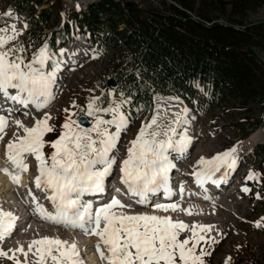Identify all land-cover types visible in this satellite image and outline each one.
Here are the masks:
<instances>
[{
  "label": "snow or ice",
  "instance_id": "obj_1",
  "mask_svg": "<svg viewBox=\"0 0 264 264\" xmlns=\"http://www.w3.org/2000/svg\"><path fill=\"white\" fill-rule=\"evenodd\" d=\"M7 15L11 17L12 14ZM24 27L26 29L28 25ZM9 31L10 35L7 34ZM20 35L22 32L16 29L15 24L0 28V100L4 104L20 106L7 107L5 111L9 117L14 111L20 112L30 106L39 112L50 105L55 98L54 86L62 63L50 50L48 43L42 45L30 61L26 60L25 48L18 43ZM12 41H17V44L8 46ZM58 51L60 56L65 54L62 48ZM92 58L97 57L94 55ZM107 95L111 96L112 93ZM131 99L130 95L126 96L121 91L119 101H107L108 106L105 107V101L100 97L90 98L86 115L93 118L91 126L83 127L84 119L74 120L71 118L73 114L69 113L62 125L63 131L51 142L44 139L47 133L54 131L47 112L40 119L33 117V126H25L20 120H15L22 134H14V138L6 145V158L12 165V171L8 168L0 171L8 175L13 184H19L21 174L28 170L26 161L34 157L38 171L34 178L35 187L45 193L51 211L39 203L29 189L28 196L34 206L32 214L65 229L79 230L85 235L98 237L95 249L105 264H204L203 258L211 253L206 247H200L197 252V246L201 242L208 247L219 243L208 235L215 229L214 225L189 226L167 215L115 211L117 208L130 209L133 203L151 207L157 212L179 209L177 203H152L151 200H158L160 195L168 201H172L174 195L183 197V185L179 186L177 193L170 183L169 174L176 167L173 154L183 158L192 143L188 135L190 120L186 107L173 113L175 119H170L157 104L155 113L142 123L134 138L126 145V158L119 161V183L126 189L131 203L124 204L112 196L110 200L106 197L107 202L94 207L92 200L85 199L106 192V181L114 174L118 163L114 150L131 123L128 110L125 109ZM23 114L31 115L29 111ZM106 114L111 118L105 119ZM7 126L8 117L0 115V134L4 133ZM0 139H3V135H0ZM46 144L53 149L47 155L44 152ZM238 158V148L232 147L210 159L201 156L196 161L192 174L195 183L205 191V200L210 199L205 184L211 182L218 186L225 181L229 170L236 169ZM222 168L223 175L219 180L215 179V174ZM257 178L258 174L249 172L248 179ZM120 191V187H117L116 192ZM242 191L248 193L250 189L245 187ZM17 219L12 211L0 208V257L12 264H84L74 240L69 242L44 236L32 239L26 248L18 242L17 247L4 250L3 245L13 234ZM256 226L259 227L260 223L256 222ZM185 230H189L191 236L179 239L180 233Z\"/></svg>",
  "mask_w": 264,
  "mask_h": 264
},
{
  "label": "trees",
  "instance_id": "obj_2",
  "mask_svg": "<svg viewBox=\"0 0 264 264\" xmlns=\"http://www.w3.org/2000/svg\"><path fill=\"white\" fill-rule=\"evenodd\" d=\"M176 1L178 4L168 3L166 9H153L138 7L134 0H97L79 11L75 22L52 2L35 15L39 0H11L4 5L25 12L28 27L18 40L32 56L45 43L56 53L72 26L83 32L96 52H107L106 67L93 85L98 92L95 97L104 100L106 107L111 97L123 91L132 97L125 105L130 117H147L154 95L178 97L197 115H205L213 107L225 109L228 103L264 100V25L239 30L209 22L195 0ZM203 1L219 9L229 4L238 14L249 5L264 3ZM59 11L64 14L61 20ZM118 24H122L120 29ZM108 78L113 86L107 85ZM262 198L264 202V195Z\"/></svg>",
  "mask_w": 264,
  "mask_h": 264
},
{
  "label": "rangeland",
  "instance_id": "obj_3",
  "mask_svg": "<svg viewBox=\"0 0 264 264\" xmlns=\"http://www.w3.org/2000/svg\"><path fill=\"white\" fill-rule=\"evenodd\" d=\"M8 2L11 3V0H0V17H2L0 19V28H6L15 24L16 29L21 31L24 26L23 14L20 12H9L5 8L6 5H4V3ZM49 2H52L57 9L62 7L65 15L73 14L70 8L61 0H39L36 4L34 15L40 8H46ZM134 2L138 3L142 8L150 7L153 9H166L168 3L178 4L176 0H134ZM195 4L209 17V22L220 23L239 30L251 25H264V3L249 5V8L244 10L242 14L232 12L229 4H225L222 9H219L218 6H212V3H207L203 0H195ZM21 11L24 12L23 10ZM7 13H11V17ZM78 15L79 12L73 14L74 22L77 20ZM193 16L196 17L195 14ZM44 31L46 30L43 29ZM7 34L10 35L11 31ZM22 42L18 40L20 45H22ZM16 44L17 41H12L8 46ZM24 48V56L26 60L30 61L32 55L30 52H27L25 46ZM62 49L65 50L63 56H60L59 51L55 53L57 58L62 61L57 73V82L54 86L55 98L47 108L33 115L35 118H41L44 112L50 115L49 124L53 126L54 131L47 133L44 137L49 142L57 139L61 131H63L62 125L68 118L69 113L73 114L71 118L74 120L79 121L83 118L85 121L82 125L83 127L91 126L93 118L86 115L87 104L90 98L95 97L98 93L94 91L93 85L95 80L103 74L108 57L107 54L99 55L91 53L89 50L83 48L80 43H76L73 40H71V44L64 46ZM94 55L97 58L93 59ZM67 59L73 60V63L69 64ZM119 99L120 96H116L110 100L119 101ZM157 104H159L162 113L166 111L170 119H175L173 113L179 112L183 106L179 100H169L167 97H153L154 108L152 107L153 110H151L147 117L144 118L141 115H136L135 117L129 116L131 121L129 129L126 133H122L121 141L113 153L117 157L118 163L112 176L117 175L119 172V161L126 158V145L134 138L142 123L149 120L155 113ZM65 109H68V111L66 112ZM3 112L8 115L7 111ZM188 116L190 122L187 129L188 135L192 138V143L183 158H178L174 154L175 159L180 160V162L173 160V163L176 165L172 170L175 172V176L173 175L172 177L170 175L174 179L179 178L178 176L180 175L185 176L186 181L184 179L183 184L188 181V174L192 175L193 169L191 165H193L196 156L200 153H204L211 158L217 153L240 145L254 133L261 131L264 134V100L260 98L251 99L243 104L228 103L225 109L213 107L209 113L200 116L188 109ZM104 118L109 119L111 117L106 114ZM7 128V131H5L6 135L13 138L14 134H17V128L14 127L13 120ZM111 130L114 131V129ZM242 132L245 134L244 137L239 136ZM21 133L22 130L20 131ZM6 141L7 139L2 140L4 146H1L0 153L6 151ZM44 152L46 155L50 154L51 147L46 144ZM2 155L1 158H6V155ZM238 162L228 182L223 186L220 185V190L217 187L219 191V195L217 194V196L219 197L210 198L207 200V204H204L207 208H211L212 205H217V199L223 201L219 210H216V216L213 218L217 226V232L211 235L219 243L208 247L204 242H201V245L197 246V252H199L200 247H206L211 253V255L203 258L204 264H264V202L262 198L264 195V142H258L251 149H247L241 153ZM249 172L258 174V178L248 179ZM180 181L182 182L181 179H179ZM245 187L250 189L248 193L242 191ZM258 195L259 198H257ZM188 197L183 196L181 198L180 196L181 199L179 198V200L175 201L173 196L172 201L160 202H183ZM127 201H125L126 203L122 201V203L128 204ZM104 202H107L106 197L102 199V203ZM224 203L226 205L222 206ZM136 206H140L142 209L146 208L145 210L151 209V207ZM256 222L260 223L259 227L256 226ZM38 223L58 228L61 233H67L65 228L53 226L45 221ZM192 224L196 223L192 222L188 225ZM74 232L76 231L74 230ZM79 234L83 233L80 232ZM86 237L87 239H82V241L88 244L83 250L81 248V256L84 259V264H89V261L86 260H88V256L92 248H95L98 240H96L95 236L86 235ZM187 237H190V235L184 231L180 233L178 238L182 240ZM20 259L23 260L21 257ZM97 261L99 264H102L100 258ZM0 264H12V262L4 257H0Z\"/></svg>",
  "mask_w": 264,
  "mask_h": 264
},
{
  "label": "bare ground",
  "instance_id": "obj_4",
  "mask_svg": "<svg viewBox=\"0 0 264 264\" xmlns=\"http://www.w3.org/2000/svg\"><path fill=\"white\" fill-rule=\"evenodd\" d=\"M67 61L70 62L71 59H67ZM3 104L1 106L2 111H5V109L7 107L18 108L17 106H12L10 103L4 104V105ZM23 110L24 111L21 110L22 112L21 111L20 112L14 111L11 114V118L13 120V125L15 128H17V134H20V131L22 129L19 131L18 126L14 123L15 120H20L26 126H33V124L35 122L33 119V117H34L33 115H34V113H37V111L31 106L29 107V109H23ZM25 111H29L31 113V115L25 116L23 114ZM8 116H9V114H8ZM42 117H43V115L41 116V118ZM36 119H40V117L36 118ZM1 135H3V139H7V141H6L7 143L14 138V136L12 138V136L6 135L5 130H4V133H2ZM2 140L0 141V146H4ZM258 142H264V134L261 131L252 134L250 137H248L246 139L245 142L241 143L238 146H235L239 150V157H240L241 153H243L247 149H251L252 146ZM201 156H203L206 159H210L204 153H200L199 155L196 156L193 165H191L192 169L194 166H196V161ZM238 161H239V158H238ZM26 162L28 164V170L21 174L19 184H13L11 181H9V176L6 175L4 172L0 171V208H3L4 210L12 211L14 213V215L18 217V219L16 221V227L13 231V234L6 239V241L3 245V248L5 250H7L9 248H15L18 246V242L20 244L24 245L26 248L27 243L30 242L32 239H34V238L38 239V238H41L44 236H48V237H53V238H60L62 240H67L69 242H72L74 240L77 243L78 248H79L80 253H81V248L83 250V248L84 247L86 248V245L88 244V243H85L84 241H82V239H87L85 234H78V233H76V232H78V230H75L76 232H74V230L70 229V228L66 229L67 233H61V231L58 230V228L49 227L48 225H45L43 223H38V222H41L43 220H41L37 215L32 214V217L34 220L31 222L27 216L24 217L18 213L17 203H19V204L25 203V200H26L25 194L28 193L29 189H31L33 195L35 194V190H36V187L33 186V188H31L30 184L28 185V182H30L32 179L34 181V178L32 176L34 173L36 175H38L37 162L35 161L34 157L29 158ZM31 166H32V168H31ZM3 168H8L9 171H12V165L7 161V158H1V154H0V169H3ZM172 173H174V172H172ZM223 173H224V169L222 168L219 172H217L215 174L214 178L221 177L223 175ZM230 173H231V170H229V174ZM169 175H172V177H173L174 174L170 173ZM179 177L182 180L181 184L183 185V188H184V193H183L184 195L183 196H189L190 193H192V194L198 193V194H193V195L191 194L185 201L176 202L177 204H179V209L177 211L169 210L168 212H162V211L157 212V211H154L153 208H151L150 210H145L146 208L142 209V207L136 206V204H134V203L132 205V209L121 210V209L117 208V210L115 209V211H117V212L124 211V212H127L128 214L146 213V214H155V215H167L170 218H172L174 221L179 220V221H182L186 224H191L192 222H194L196 224H211V225L215 226V229L208 235H212V233H216L217 232V226L214 223L213 218L216 216V210H219V207L221 206L223 201L221 199H217V201H216L217 205L216 206L212 205L211 208H207L204 205V204H207V201L203 198L204 196L202 194H200V190L198 189V187H196V188L193 187V185H191L192 183L191 184L189 183V179L185 184H183L184 179L186 181V177H184L183 175L182 176L180 175ZM192 178H194L193 174L191 176V179ZM170 183L172 186H175L176 185V179L171 178V176H170ZM179 186H180V184H179ZM179 186H178V188H179ZM209 186H210L209 183L205 184V188H207ZM212 187H213L212 193L214 194L213 197L216 196V198H218L219 196H217V193L219 192L218 191L219 188L217 189V185H212ZM194 191H197V192H194ZM87 198H90V197H87ZM121 198H123L122 199L123 202L128 200L127 201L128 204L131 203V201L129 200L128 196L125 193H123L120 197H118V199H120V200H121ZM40 202L44 203V200L42 199ZM157 202H160V201H157ZM172 203H174V202H172ZM189 204H191V205H189ZM225 205H226V203H224V205H222V206H225ZM133 208H135V209H133ZM184 210H189L191 212V214H189V211H184ZM47 223H49V222H47ZM49 224H51L53 226H57V225H54L52 223H49ZM58 227H60V226H58ZM185 232L187 234L189 233V235L191 236V232L189 230H185ZM95 238H96V240H98V237L95 236ZM95 255H96L95 252L93 250H91V253L88 256V260H86V261H89V264H99ZM21 258L23 259L22 256H21ZM29 258L31 259V254H29ZM81 258H82V256H81ZM82 260L84 261L83 258H82Z\"/></svg>",
  "mask_w": 264,
  "mask_h": 264
},
{
  "label": "water",
  "instance_id": "obj_5",
  "mask_svg": "<svg viewBox=\"0 0 264 264\" xmlns=\"http://www.w3.org/2000/svg\"><path fill=\"white\" fill-rule=\"evenodd\" d=\"M114 83L111 79H107V85L112 86Z\"/></svg>",
  "mask_w": 264,
  "mask_h": 264
},
{
  "label": "built area",
  "instance_id": "obj_6",
  "mask_svg": "<svg viewBox=\"0 0 264 264\" xmlns=\"http://www.w3.org/2000/svg\"><path fill=\"white\" fill-rule=\"evenodd\" d=\"M68 1H69V0H68ZM91 1H93V0H85L84 2H80V5L83 6L85 3H87V2H91Z\"/></svg>",
  "mask_w": 264,
  "mask_h": 264
}]
</instances>
